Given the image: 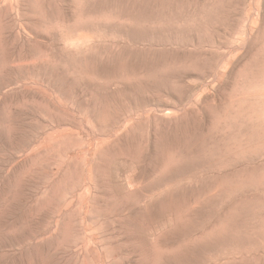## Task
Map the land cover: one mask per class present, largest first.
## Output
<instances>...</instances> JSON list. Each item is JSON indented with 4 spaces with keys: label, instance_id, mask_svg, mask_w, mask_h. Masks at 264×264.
Here are the masks:
<instances>
[{
    "label": "rangeland",
    "instance_id": "374dc122",
    "mask_svg": "<svg viewBox=\"0 0 264 264\" xmlns=\"http://www.w3.org/2000/svg\"><path fill=\"white\" fill-rule=\"evenodd\" d=\"M0 264H264V0H0Z\"/></svg>",
    "mask_w": 264,
    "mask_h": 264
},
{
    "label": "bare ground",
    "instance_id": "6f19581e",
    "mask_svg": "<svg viewBox=\"0 0 264 264\" xmlns=\"http://www.w3.org/2000/svg\"><path fill=\"white\" fill-rule=\"evenodd\" d=\"M221 225V224H220ZM220 254V253H219Z\"/></svg>",
    "mask_w": 264,
    "mask_h": 264
}]
</instances>
